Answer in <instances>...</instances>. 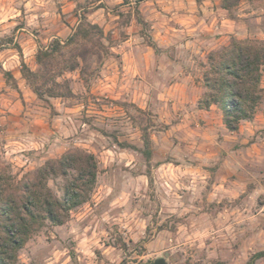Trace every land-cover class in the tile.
Listing matches in <instances>:
<instances>
[{"label":"clouds","instance_id":"1","mask_svg":"<svg viewBox=\"0 0 264 264\" xmlns=\"http://www.w3.org/2000/svg\"><path fill=\"white\" fill-rule=\"evenodd\" d=\"M0 264H264V0H0Z\"/></svg>","mask_w":264,"mask_h":264}]
</instances>
